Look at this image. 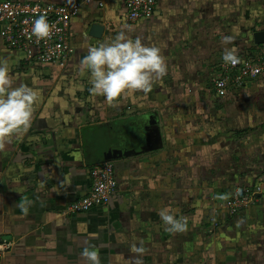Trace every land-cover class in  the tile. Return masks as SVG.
Returning <instances> with one entry per match:
<instances>
[{
  "label": "crops",
  "instance_id": "obj_1",
  "mask_svg": "<svg viewBox=\"0 0 264 264\" xmlns=\"http://www.w3.org/2000/svg\"><path fill=\"white\" fill-rule=\"evenodd\" d=\"M156 1L154 15L136 23L126 0L83 5L64 68L0 39V61L39 97L31 127L0 149V241L14 242L4 264H88L86 247L100 264H264V194L232 216L210 207L264 175V75L226 97L215 88L262 54L264 0ZM120 32L160 48L167 73L150 93L109 102L90 93L80 61ZM233 48L235 65L223 60ZM106 162L115 165V196L79 212L92 168ZM162 210L184 230L169 231Z\"/></svg>",
  "mask_w": 264,
  "mask_h": 264
},
{
  "label": "clouds",
  "instance_id": "obj_2",
  "mask_svg": "<svg viewBox=\"0 0 264 264\" xmlns=\"http://www.w3.org/2000/svg\"><path fill=\"white\" fill-rule=\"evenodd\" d=\"M54 29L55 25L49 24L47 17L41 15L33 22L31 35L45 40L54 34ZM231 41V37H225V43ZM235 52L234 48L226 50L223 60L232 65L239 63ZM80 70L90 73V93L111 102L134 91L150 93L154 81L166 75L167 66L160 48L148 46L140 38L131 39L125 32H120L111 42L89 47L87 55L80 61ZM38 99L37 92L28 85L17 86L8 62L0 61V149L12 137L28 131ZM21 208L27 211L23 206ZM159 215L171 225L169 231L184 230V225L167 210H162ZM81 255L88 264H100L95 248L86 247Z\"/></svg>",
  "mask_w": 264,
  "mask_h": 264
},
{
  "label": "built area",
  "instance_id": "obj_3",
  "mask_svg": "<svg viewBox=\"0 0 264 264\" xmlns=\"http://www.w3.org/2000/svg\"><path fill=\"white\" fill-rule=\"evenodd\" d=\"M96 0H67L61 4H41L19 0L0 2V39L8 49L34 53L45 65L61 68L67 66L73 55V47L69 40L72 21L79 17L83 5H91ZM157 5L156 0H126V16L131 23L150 19ZM41 15L47 17L48 23L55 25L54 34L45 40H38L31 35L33 22ZM264 75V49L255 59L244 61L239 70L222 77L215 82L219 97H226L231 86L242 87L248 80ZM91 190L77 202L79 212H89L98 206L111 203L118 190L115 165L106 162L96 165L91 170ZM256 188L264 191V175L256 184ZM14 242L8 239L0 241V264L12 251Z\"/></svg>",
  "mask_w": 264,
  "mask_h": 264
},
{
  "label": "rangeland",
  "instance_id": "obj_4",
  "mask_svg": "<svg viewBox=\"0 0 264 264\" xmlns=\"http://www.w3.org/2000/svg\"><path fill=\"white\" fill-rule=\"evenodd\" d=\"M223 77L229 78L227 73ZM257 183L240 186L234 194H228V198H222L210 207L226 210L231 216L238 214L243 208L254 207L264 194L263 190L259 191L256 188Z\"/></svg>",
  "mask_w": 264,
  "mask_h": 264
},
{
  "label": "water",
  "instance_id": "obj_5",
  "mask_svg": "<svg viewBox=\"0 0 264 264\" xmlns=\"http://www.w3.org/2000/svg\"><path fill=\"white\" fill-rule=\"evenodd\" d=\"M97 37H100V35H97ZM256 42L257 43L264 42V33H258L256 35ZM134 154H137V153L129 151V152L125 153V156H131V155H134Z\"/></svg>",
  "mask_w": 264,
  "mask_h": 264
}]
</instances>
